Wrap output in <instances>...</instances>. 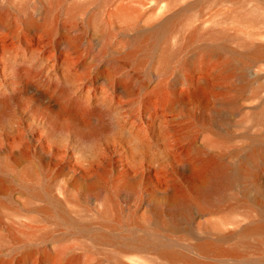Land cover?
<instances>
[{
	"label": "rangeland",
	"instance_id": "374dc122",
	"mask_svg": "<svg viewBox=\"0 0 264 264\" xmlns=\"http://www.w3.org/2000/svg\"><path fill=\"white\" fill-rule=\"evenodd\" d=\"M0 9L7 18L0 24V98L10 100L0 108V264H71L73 256L81 264H121L117 244L99 234L130 233L108 227L98 212L133 211L143 223L147 203L158 200L169 182L180 183L164 155L178 158L179 146L206 137L196 126L185 132L194 111L165 110L156 98L188 92L194 74L183 62L202 58L204 45L246 54L264 41V0H62L57 9L52 0H0ZM46 11L53 29L42 26ZM154 31L148 52L127 60ZM226 56L209 53L207 69ZM178 72L186 82H174ZM259 74L264 63L247 71L250 78ZM209 79L219 93L228 85ZM57 89L88 110V127L53 119L65 104ZM125 130L147 138L133 156ZM19 150L26 154L22 161L15 160ZM149 158L162 162L159 172L146 167ZM98 185L100 192L81 197ZM172 246L196 257L183 243ZM58 249L60 263L42 259Z\"/></svg>",
	"mask_w": 264,
	"mask_h": 264
},
{
	"label": "bare ground",
	"instance_id": "6f19581e",
	"mask_svg": "<svg viewBox=\"0 0 264 264\" xmlns=\"http://www.w3.org/2000/svg\"><path fill=\"white\" fill-rule=\"evenodd\" d=\"M52 3L57 9L62 0H52ZM44 15L42 26L53 29L55 23L48 19L50 12ZM122 15H132V12L124 11ZM6 20L5 12L0 9V24L6 25ZM28 21L36 25L31 16ZM157 31L145 36L126 59L148 52L146 42L153 41ZM215 46L204 45L206 54L200 59L191 56L184 60V69L194 74L188 92L173 91L168 100L155 97L163 102L165 110L194 111L196 114L185 132L196 126L201 135L206 134L200 143L190 140L179 146L178 158L171 153L164 155L180 183L176 186L169 182L161 193L159 187L153 190V194L161 196L146 204L149 214L141 224L133 211L124 216L114 207L112 215L105 207L98 212L108 227H124L130 233L118 238L99 234V240L117 244L116 254L123 259L121 264L143 260L152 264H219L220 261L264 264V74L254 78L247 75L249 69L264 63V41L249 46L246 54ZM218 50L225 51L227 56L219 66L207 69L208 54ZM142 61L139 59V64ZM116 66L112 64L109 71ZM26 76L22 70L21 78ZM209 77L224 81L228 84L226 89L217 92ZM174 82H186V75L178 72ZM57 95L65 104L53 114V119L67 123L78 121L80 129L88 127L89 113L83 104L67 97L64 89H57ZM9 102V98L2 96L0 108L5 109ZM124 135L130 143L131 156L147 145V138L140 137L136 131L125 130ZM160 152L163 151L160 149ZM14 155L16 161L26 156L23 150ZM147 162L146 167H151L153 173L159 172L162 162L154 158ZM100 189V185L93 186L81 197L89 199ZM137 230L140 234L133 233ZM172 243L185 244L196 257L178 251ZM144 252L155 258H149ZM29 256L25 254L23 259ZM48 258L60 263L63 251L44 252L42 259ZM70 262L81 264L77 256L70 258Z\"/></svg>",
	"mask_w": 264,
	"mask_h": 264
}]
</instances>
